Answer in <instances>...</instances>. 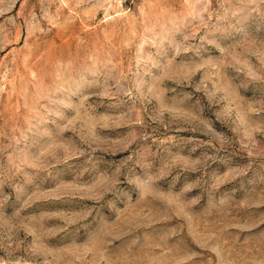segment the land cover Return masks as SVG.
Instances as JSON below:
<instances>
[{"label":"rangeland","instance_id":"rangeland-1","mask_svg":"<svg viewBox=\"0 0 264 264\" xmlns=\"http://www.w3.org/2000/svg\"><path fill=\"white\" fill-rule=\"evenodd\" d=\"M0 264H264V0H0Z\"/></svg>","mask_w":264,"mask_h":264}]
</instances>
